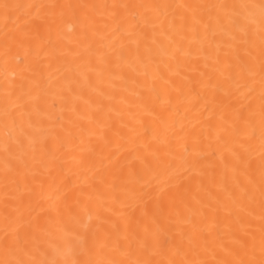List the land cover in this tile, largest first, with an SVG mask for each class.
Segmentation results:
<instances>
[{
  "label": "snow or ice",
  "instance_id": "obj_1",
  "mask_svg": "<svg viewBox=\"0 0 264 264\" xmlns=\"http://www.w3.org/2000/svg\"><path fill=\"white\" fill-rule=\"evenodd\" d=\"M0 264H264V0H0Z\"/></svg>",
  "mask_w": 264,
  "mask_h": 264
}]
</instances>
